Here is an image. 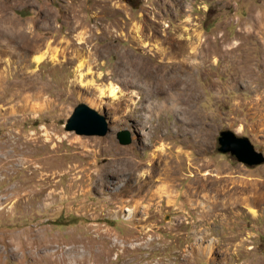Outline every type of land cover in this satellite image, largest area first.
Masks as SVG:
<instances>
[{"label": "rangeland", "instance_id": "374dc122", "mask_svg": "<svg viewBox=\"0 0 264 264\" xmlns=\"http://www.w3.org/2000/svg\"><path fill=\"white\" fill-rule=\"evenodd\" d=\"M179 64L197 96L162 108ZM81 103L105 136L66 130ZM225 130L264 154V0H0V264H264Z\"/></svg>", "mask_w": 264, "mask_h": 264}, {"label": "water", "instance_id": "95a60500", "mask_svg": "<svg viewBox=\"0 0 264 264\" xmlns=\"http://www.w3.org/2000/svg\"><path fill=\"white\" fill-rule=\"evenodd\" d=\"M66 130L79 135L105 136L109 131L106 117L85 103L79 104L66 123ZM117 138L122 145L132 143V134L128 130L119 131ZM219 151L230 153L240 163L247 166L264 164V154L257 151L248 137H240L231 130L220 133Z\"/></svg>", "mask_w": 264, "mask_h": 264}, {"label": "bare ground", "instance_id": "6f19581e", "mask_svg": "<svg viewBox=\"0 0 264 264\" xmlns=\"http://www.w3.org/2000/svg\"><path fill=\"white\" fill-rule=\"evenodd\" d=\"M43 59L44 58L40 57L38 59V61L40 62ZM186 71L187 70H185V68H183L182 64H179L178 67H173L171 69V71H169L167 73H163L157 77V89H156V91L159 93V95L162 96V98H161L162 99V108L163 107L167 108L168 104H171L172 107H174V110L179 111L181 109L183 103L193 101L195 99V97L197 96L196 90L194 89L192 84L189 83L190 81L188 82L186 79H184V75H186ZM153 90H155V89H153ZM153 95L155 96V94H153ZM152 109H153L152 105L143 106V111L144 110L151 111ZM160 110H162V109L160 108Z\"/></svg>", "mask_w": 264, "mask_h": 264}]
</instances>
